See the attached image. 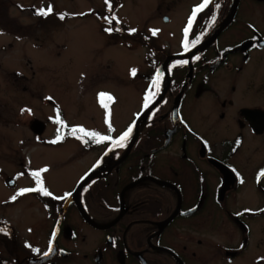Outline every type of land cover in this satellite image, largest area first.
<instances>
[{"label":"flooded vegetation","instance_id":"obj_1","mask_svg":"<svg viewBox=\"0 0 264 264\" xmlns=\"http://www.w3.org/2000/svg\"><path fill=\"white\" fill-rule=\"evenodd\" d=\"M140 1V10L133 2L126 14L124 0H110L111 11L101 0V8L81 12L58 9L56 0H0V53L7 48L24 52V36L33 41L32 49H39L56 39L50 34L56 23L90 18L99 25L94 32L81 29L84 46L98 49L92 45L99 40L101 47L119 43L146 50L144 96L156 70L163 73L159 90L153 89L161 96L139 121L134 138L133 127L125 147H114L113 141L134 125L143 106L116 131L95 121L90 130L113 137L101 143H85L78 138L81 133L72 134L60 112L64 123L57 122L59 108L45 121L35 116L33 138L44 147L33 159L19 156L16 176L6 183L19 196L21 189L37 187L32 172L49 166L47 160L67 163L69 157L70 168L61 164L58 170L73 171L75 177L41 173L53 195L23 193L35 196L42 217L24 223L26 233L20 237L11 222L0 219V264H207L203 253L225 264H264V0H212L189 31L188 51L183 30L202 0ZM49 7L48 15L37 14ZM24 10L30 20L21 16ZM113 16L109 24L106 18ZM152 29L159 31L153 35ZM197 37L200 42L192 47ZM178 53L184 55L162 64ZM184 60L188 63H178ZM0 65L10 69L9 60L0 58ZM89 66L86 62L81 74L86 82ZM13 73L25 77L17 68ZM99 90L111 94L113 99L103 101L113 104L117 92ZM94 103L102 106L101 98ZM51 122L55 132L43 136ZM58 129L62 138L51 143ZM47 146H52L48 157ZM73 148L80 153L68 155ZM85 174L86 182L75 191ZM24 175L30 180L21 184ZM66 193L71 196L55 198ZM209 226L210 234L201 235Z\"/></svg>","mask_w":264,"mask_h":264},{"label":"rangeland","instance_id":"obj_2","mask_svg":"<svg viewBox=\"0 0 264 264\" xmlns=\"http://www.w3.org/2000/svg\"><path fill=\"white\" fill-rule=\"evenodd\" d=\"M87 2L88 4H86ZM133 2H135L136 11L140 10L144 4V1L140 0L138 2L137 0H124L123 11L126 14L130 13ZM100 3L101 0H56L58 9L73 12H81L85 8H101ZM20 14L30 20L27 17L30 16L28 11L24 10ZM132 21L135 20L131 19ZM98 25V22L90 18L83 20L76 17L61 20L56 23L54 34L50 33L51 37L56 38L52 43L46 42L42 47L34 50L31 48L33 41L24 36V52L15 48H7L0 53V58L9 60L10 64L8 70L7 66L0 65V167L7 158L4 163L7 167L6 171L2 177L0 175V219L11 222L18 229L19 232L16 231L18 235L26 233L24 223L42 217V205L40 209V204L34 195L19 194L13 201L11 197L18 193L14 188H10L5 181L7 177L16 176L13 166L18 165L19 156L21 159L23 156L25 159L30 157L33 159V156H37V148L43 149L44 147L38 145L33 138L31 122L36 119L35 116L45 121L46 116H50L56 108H59L62 119L64 118L63 120L70 127L73 125L83 126L90 130L95 121L100 122L101 119L106 123V112H108L110 113L111 126L116 131V128L123 127L132 115L143 106L144 92L141 93V90L145 88L144 74L147 62L144 54L146 50L142 46L129 48L119 43L101 47L99 40L97 45L92 46L95 48L100 46L101 49L84 46L81 29L90 27L94 32ZM50 26L53 24L48 25V27ZM56 43L58 46H55ZM86 62L90 65V77L87 82L81 76ZM15 68L24 73L25 77H17L13 73ZM132 69L136 70V76L131 74ZM116 76L118 77L116 78ZM118 79L120 80L118 81ZM108 88L117 92L116 100L113 104L111 102L107 109L103 106L98 108L94 103L100 93L97 91L101 89L99 91L105 92ZM46 97L52 99L49 100ZM22 109H31V112L22 111ZM106 127H109L107 123ZM54 132L52 123L51 126L48 125L45 128L42 135L51 136ZM20 139L23 140L20 141ZM47 147L50 148L46 151L48 153L45 155L46 157L52 154V146ZM79 153L74 148L67 151L68 155ZM84 153L86 152H81V156ZM73 158L76 159V157ZM71 159L69 157L68 161H65L67 163L63 162L65 159H61L57 163H55V159L47 160L49 166L45 167L47 168L45 172L49 174L53 170L52 173L60 177L65 175V178H74L73 171L65 172V169L70 168L69 161ZM81 159L83 158L81 157ZM31 164L34 165L32 162ZM61 164H66V168L58 170ZM31 168L35 169L34 166ZM56 170L58 171L55 172ZM58 176L55 177V181ZM50 178L54 179V176L50 174ZM20 179L21 184L30 180L26 175ZM58 182L59 180L53 185L58 186L60 184ZM70 184L71 181L67 185ZM61 189L54 190L60 191ZM17 224L21 227L19 228ZM211 230L210 226L202 228L201 235L203 233L209 235ZM203 256H205L207 264H225L224 261L219 260L214 262L210 253H203Z\"/></svg>","mask_w":264,"mask_h":264},{"label":"snow or ice","instance_id":"obj_3","mask_svg":"<svg viewBox=\"0 0 264 264\" xmlns=\"http://www.w3.org/2000/svg\"><path fill=\"white\" fill-rule=\"evenodd\" d=\"M211 3H212V0H202V2L199 5H196V6L193 7V10H192L191 15L189 16L187 25H186V27L183 30L184 31V41H183V44H184L185 51H188L189 50L188 34H189V31L191 30V28L193 27L194 21L196 20L198 13L202 12ZM106 4L108 6L109 11H111L112 10V5H111L110 0H106ZM214 6L216 8H219V4H215ZM51 11H52L51 7H49L47 10H45V9H38L37 10V14H39V15H45L46 16ZM61 18H63V17H61ZM106 19H107V22L109 24H111L112 19H116V18L113 16L112 18H106ZM211 20H212V22L215 21V15L212 16ZM116 30L118 31L119 29H116ZM105 31L112 32L113 29L112 28H107V29H105ZM131 31L132 32H135L136 30L135 29H132ZM151 31H152V34L153 35H156L159 30L158 29H152ZM199 42H200V38L197 37L196 39H194V40L191 41V46L192 47H195V45L198 44ZM261 46L264 47V45H261ZM194 59L199 60L200 57L199 56H196V57H194ZM178 63L187 64L188 61L187 60H184V61H180ZM131 74L133 76H135L136 70L135 69H132L131 70ZM162 76H163V73L159 69H157L156 70V74H155V76L152 79L151 85L148 88V90L146 91V94L144 96V103H143V108L144 109H148L150 107V104H152V103L155 102V98H156V94L157 93H156V91H153V89H156L157 91L159 90L160 80H161ZM105 96H107L109 100L113 99V97L111 96V94H108V93H103V92L98 93V97L101 98V104H102V106L105 107V109H107L108 108V105L106 103H104V101H103V97H105ZM46 99H49L50 100L52 98L51 97H46ZM22 111L31 112V109H22ZM109 117H110V113L106 112V123L109 126V130L110 131H114V129L111 126V122H110V118ZM56 120H57V122H59V123H61L63 125L64 122L60 119L59 110L58 109H57V117H56ZM133 127H134V125H130L123 133L120 134V136L118 137V139H116L114 141H113V137L110 136V135H103V134H100V133L96 132L95 130H87L83 126H72L69 129V131L72 134L81 133L82 135H80L78 138L81 139L85 143H87L89 139H91L95 143H101L103 141H113V146L114 147H125L126 146L125 142L130 137V135H131V133L133 131ZM86 137H87V139H85ZM61 138L62 137L59 135V129H58L57 139L51 141V143H56ZM45 171H47V168L39 169V170H36V171L32 172V176L36 180L37 187H35V188L21 189L20 190V194H23V193H26V192L39 191L42 195L52 196L53 194L50 191H48L47 188H45L43 186V180L40 178L41 177V173L42 172H45ZM260 175L264 176V170L261 171ZM68 196H71V193H66L64 197H55V198L56 199H65ZM11 199L13 201H15L17 199V196L14 195V196L11 197ZM3 231H4V229L3 228H0V232H3ZM36 251H39V250L37 249ZM51 251H52V248L50 247L49 248V252H51ZM44 255L47 256L48 253H45ZM260 259L262 261H264V258H260Z\"/></svg>","mask_w":264,"mask_h":264},{"label":"water","instance_id":"obj_4","mask_svg":"<svg viewBox=\"0 0 264 264\" xmlns=\"http://www.w3.org/2000/svg\"><path fill=\"white\" fill-rule=\"evenodd\" d=\"M225 19V18H224ZM184 55V53H179V54H174V55H170V56H168L164 61H163V65H165V67L167 66V63H168V60L171 58V57H181V56H183ZM161 94H162V92H160V94H158V96L155 98V102L154 103H152V104H150V107L148 108V109H143L140 113H139V115L137 116V118H136V120H135V122H136V125H135V132L137 131V127H138V122H139V120L142 118L143 120L146 118V115H147V113H148V111L150 110V108L157 102V100H158V98L161 96ZM178 96H179V94H178ZM135 137V135L133 136V138ZM86 180H87V175L85 174V175H83V177L79 180V182L77 183V185H76V188H75V191H77L78 190V188L84 183V182H86ZM138 180V179H137ZM136 180V181H137ZM136 181H134L133 183H135ZM10 183H12V182H10Z\"/></svg>","mask_w":264,"mask_h":264}]
</instances>
